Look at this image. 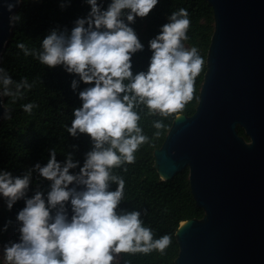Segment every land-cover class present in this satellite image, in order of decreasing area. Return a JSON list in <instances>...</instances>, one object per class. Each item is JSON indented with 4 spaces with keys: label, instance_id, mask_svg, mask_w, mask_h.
<instances>
[{
    "label": "clouds",
    "instance_id": "1",
    "mask_svg": "<svg viewBox=\"0 0 264 264\" xmlns=\"http://www.w3.org/2000/svg\"><path fill=\"white\" fill-rule=\"evenodd\" d=\"M18 3L7 2V10L11 12ZM70 3L63 0L61 8ZM86 3L89 13L74 22L70 34L53 29L42 40L40 52L18 45L49 69L62 66L78 76L71 82L74 93L81 82L88 85L78 92L81 106L73 109L71 126L66 127L73 138L88 136L91 149L82 166L73 152L58 161L51 149L46 164L36 163L22 176L0 171V197L7 209L11 211L17 201L25 203L16 217L18 240L0 245V264H114L120 253H164L171 243L168 235L154 239L152 230L143 226L141 211L117 212L125 180L113 170L126 172L125 165L134 164L135 153L149 143L139 123L144 108L147 115L166 118L193 99L195 80L205 62L196 47H184L190 28L188 10L181 8L168 16V22L148 41L152 55L147 71L134 74L132 58L145 46L131 25L137 18H147L159 0H110L106 8L104 0ZM13 83L0 68V96L19 98L23 89L32 87L25 79L13 90ZM22 107L30 114L37 105ZM4 119H11L10 110ZM153 127L159 136L165 125L157 120ZM77 168L78 173L70 171ZM34 174L50 182L47 199L40 185L27 198ZM112 184L117 186L114 191ZM72 185L82 186L81 190ZM11 223L7 221L0 232H6Z\"/></svg>",
    "mask_w": 264,
    "mask_h": 264
},
{
    "label": "water",
    "instance_id": "2",
    "mask_svg": "<svg viewBox=\"0 0 264 264\" xmlns=\"http://www.w3.org/2000/svg\"><path fill=\"white\" fill-rule=\"evenodd\" d=\"M206 1L214 29L197 106L176 115L153 151L162 179L188 168L204 211L179 224L175 264H264V0ZM7 2L14 0H0V54L21 0L11 12ZM5 111L0 96V119Z\"/></svg>",
    "mask_w": 264,
    "mask_h": 264
},
{
    "label": "trees",
    "instance_id": "3",
    "mask_svg": "<svg viewBox=\"0 0 264 264\" xmlns=\"http://www.w3.org/2000/svg\"><path fill=\"white\" fill-rule=\"evenodd\" d=\"M63 0H21L20 6L12 15L11 36L0 54V68L14 81L11 86L15 90V84L27 80L32 85L30 89H23L22 96L14 98L3 97V105L10 110L11 119H4L5 113L0 119V171H9L13 176H22L24 172L32 168L36 163L42 166L47 163L49 150L55 149L57 160L64 161L68 152L74 153V159L83 165L84 156L91 149L90 138L80 135L73 138L67 132L66 126H71L73 109L81 106L78 92L88 85L80 83L77 92L71 89L73 79L78 76L64 71L62 66L49 69L40 63L34 55H25V51L18 47L24 44L30 52L42 51V40L53 29L65 31L70 34L78 18H84L90 11L86 0H71V3L61 8ZM110 0H104V7ZM181 8L188 10L190 28L188 40L184 41L186 50L196 47L204 60L200 74L195 80L193 99L189 101L182 111L168 117L159 115H147V109L141 112L140 126L143 133L149 137V143L144 144L135 153L134 164H127L125 172L123 168L114 169L116 175L125 180L124 198L117 212L123 214L127 211H141V219L144 227L153 232L154 239L164 235L171 238L170 245L164 253L152 251L144 253H120L114 264H175L178 254V243L175 232L179 224L187 219H200L204 211L199 208L192 196L189 186V171L184 168L171 179H162L154 167L153 151L159 148L172 125L173 119L178 114L187 116L193 114L199 100L200 87L206 71V58L214 29V19L211 6L206 0H159L158 5L147 18H137L131 25L140 41L144 44V50L137 52L133 58V72L147 71L152 52L148 47V41L154 38L162 25L168 22V16ZM3 92V87L0 85ZM33 103L37 105L29 114L23 110V105ZM143 107V106H141ZM5 111V112H6ZM162 120L165 127L158 131L153 123ZM238 133L246 140L244 129L238 127ZM71 145H77L74 150ZM78 173L79 168L70 170ZM37 185L46 193L50 191V182L42 181L33 175V184L27 193V198L34 194ZM81 190L82 186L72 185ZM112 184L110 190H115ZM25 206L24 200L17 201L11 211L7 209L5 200L0 197V229L7 221L11 220L6 232H0V245L9 240H18L16 229L17 214ZM69 218L71 217V205ZM147 211L144 214V211ZM55 215V210H53Z\"/></svg>",
    "mask_w": 264,
    "mask_h": 264
},
{
    "label": "rangeland",
    "instance_id": "4",
    "mask_svg": "<svg viewBox=\"0 0 264 264\" xmlns=\"http://www.w3.org/2000/svg\"><path fill=\"white\" fill-rule=\"evenodd\" d=\"M0 260H2V256H0ZM117 260H118V257H117V259L115 261H117Z\"/></svg>",
    "mask_w": 264,
    "mask_h": 264
},
{
    "label": "bare ground",
    "instance_id": "5",
    "mask_svg": "<svg viewBox=\"0 0 264 264\" xmlns=\"http://www.w3.org/2000/svg\"><path fill=\"white\" fill-rule=\"evenodd\" d=\"M183 223V222H182Z\"/></svg>",
    "mask_w": 264,
    "mask_h": 264
}]
</instances>
